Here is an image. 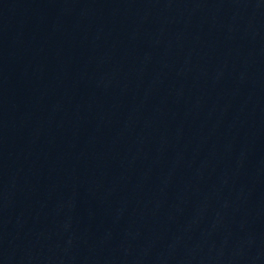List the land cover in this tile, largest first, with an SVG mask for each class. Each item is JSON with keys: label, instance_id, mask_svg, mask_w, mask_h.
<instances>
[{"label": "water", "instance_id": "1", "mask_svg": "<svg viewBox=\"0 0 264 264\" xmlns=\"http://www.w3.org/2000/svg\"><path fill=\"white\" fill-rule=\"evenodd\" d=\"M0 264H264V0H0Z\"/></svg>", "mask_w": 264, "mask_h": 264}]
</instances>
